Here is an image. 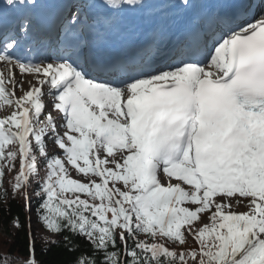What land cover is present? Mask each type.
<instances>
[{
	"label": "snow or ice",
	"instance_id": "1",
	"mask_svg": "<svg viewBox=\"0 0 264 264\" xmlns=\"http://www.w3.org/2000/svg\"><path fill=\"white\" fill-rule=\"evenodd\" d=\"M228 6L168 3L181 15L200 11L187 21L189 38L159 65L165 5L157 0L0 6V111L12 109L0 117V201L6 170L16 171L12 193L29 211L36 183L38 221L62 237L45 242L78 252L71 264H264V13L257 18L249 6L230 18L222 14ZM41 8L48 14L38 21ZM6 10L19 12L7 30ZM128 13L151 25L141 56L100 62L90 73L82 63L87 33L117 28ZM42 30L58 34L59 54L19 55ZM25 74L35 81L28 90ZM44 95L54 98L47 113ZM245 200L248 211H236ZM13 223L23 227L19 217ZM28 227L22 264H40L30 218ZM189 237L196 247L185 248ZM11 259L0 255V264Z\"/></svg>",
	"mask_w": 264,
	"mask_h": 264
},
{
	"label": "trees",
	"instance_id": "2",
	"mask_svg": "<svg viewBox=\"0 0 264 264\" xmlns=\"http://www.w3.org/2000/svg\"><path fill=\"white\" fill-rule=\"evenodd\" d=\"M43 168V165H42ZM15 176V175H14ZM13 176V178H14ZM12 178V181H13ZM3 187L8 191V197L6 200L0 201V229L7 235L6 242L0 243V255L10 254L12 259L9 264H16L17 262H23L27 260L28 253V231H29V213L25 207L24 198L21 195L13 196L11 184L6 182L5 176L3 178ZM36 190V183L32 184L30 188ZM83 198V196H82ZM42 201L38 197L32 198V214L37 219V208ZM19 217L23 227L18 229L14 226V218ZM110 217V214H109ZM44 231H46L43 225L38 221ZM11 226L14 227V231H11ZM47 232V231H46ZM35 254L36 259L40 261V264H71L79 253L69 252L63 245L55 247L45 242V239L39 240L35 238ZM55 240L61 241L62 237L55 236ZM87 247L86 243L82 245V250ZM175 247V246H173ZM196 247L193 240L189 237L188 244L185 248ZM48 248L50 251L44 252L43 249ZM179 251V249H177Z\"/></svg>",
	"mask_w": 264,
	"mask_h": 264
},
{
	"label": "rangeland",
	"instance_id": "3",
	"mask_svg": "<svg viewBox=\"0 0 264 264\" xmlns=\"http://www.w3.org/2000/svg\"><path fill=\"white\" fill-rule=\"evenodd\" d=\"M0 70H4L2 65H0ZM15 77H16L17 80L21 79V75H20L18 70L15 71ZM24 81H25L24 84H23V89L24 90H28V88H29L28 81H32L33 83H35V81L33 80L32 76H28V75L24 76ZM22 94L23 93L21 91H19V90L16 91V96L17 97L21 96ZM51 100H52V98L50 99V97L48 95L44 99V103H45L46 107L48 108L46 113L52 111V105H50ZM11 110H12L11 108H8L7 111H0V116H4V115L9 114ZM52 114L54 115L55 112H53ZM58 120H59V118H58ZM61 131H63V129H61ZM48 149H49V154L50 155L53 154V146H52L51 142H49V144H48ZM57 152H59L58 149H57ZM18 167H19V163L17 161L16 162V168L18 169ZM5 172H6V174H5L6 182L11 184L13 176L16 175V171L8 172L6 170ZM71 176L74 179L83 180V176L80 175V174H77L75 170L71 171ZM175 182L176 181H173V183H175ZM32 193H33L32 194L33 196H36L34 194V192H32ZM23 202H25V200H23ZM246 205H247V201L245 200L244 203H242L238 208H236V211H238V212H246V211H248V208H247ZM30 220H31L32 233L35 234V238L36 239L42 240L45 237H48L49 239H54L55 240L54 236H52L50 233H48V232H46V231H44L42 229V227L40 226V224L38 223L36 218L32 217V218H30ZM203 222L204 223L208 222L206 214H204V216H203ZM11 231H14V227L13 226H11ZM7 238H8L7 235L3 232V230L0 229V243L4 244L6 242ZM16 264H22V263L21 262H17Z\"/></svg>",
	"mask_w": 264,
	"mask_h": 264
},
{
	"label": "bare ground",
	"instance_id": "4",
	"mask_svg": "<svg viewBox=\"0 0 264 264\" xmlns=\"http://www.w3.org/2000/svg\"><path fill=\"white\" fill-rule=\"evenodd\" d=\"M0 3H4V0H0ZM16 70H18V69H16ZM16 70H14V71H16ZM25 75H27V74H25ZM28 76H31V75H28ZM43 91L45 92V93H47V86H45V88L43 89ZM47 95H44L43 97H42V100H43V102H44V98L46 97ZM46 109V111L48 110V108L46 107L45 108Z\"/></svg>",
	"mask_w": 264,
	"mask_h": 264
}]
</instances>
